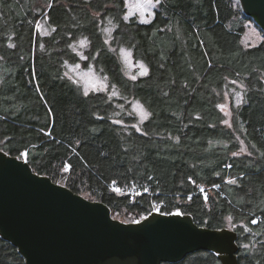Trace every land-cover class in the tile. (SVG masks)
I'll list each match as a JSON object with an SVG mask.
<instances>
[{"label": "trees", "instance_id": "1", "mask_svg": "<svg viewBox=\"0 0 264 264\" xmlns=\"http://www.w3.org/2000/svg\"><path fill=\"white\" fill-rule=\"evenodd\" d=\"M126 12V0H0V149L27 153L36 173L115 216L126 211L128 222L179 209L199 226L234 229L239 264H264V41L244 45L251 17L238 0H160L147 23ZM80 39L84 55L73 48ZM117 45L149 73L128 77ZM79 63L150 118L140 124L126 98L85 94L68 72ZM233 87L239 106L226 94ZM0 264H27L1 235ZM163 264L222 262L198 251Z\"/></svg>", "mask_w": 264, "mask_h": 264}, {"label": "water", "instance_id": "2", "mask_svg": "<svg viewBox=\"0 0 264 264\" xmlns=\"http://www.w3.org/2000/svg\"><path fill=\"white\" fill-rule=\"evenodd\" d=\"M264 32V0H239ZM0 235L27 264L177 263L198 251L239 264L234 229L199 226L190 214L152 212L123 222L102 201L36 173L26 158L0 149Z\"/></svg>", "mask_w": 264, "mask_h": 264}, {"label": "rangeland", "instance_id": "3", "mask_svg": "<svg viewBox=\"0 0 264 264\" xmlns=\"http://www.w3.org/2000/svg\"><path fill=\"white\" fill-rule=\"evenodd\" d=\"M159 2L160 0H126L127 12L125 14V19L130 20L131 18L136 17L138 21L141 23L150 22L155 15V10ZM47 4L48 3H44L42 5L43 8H46ZM250 19L248 18L245 24L246 30L243 36V43L245 46H254L264 41L263 30L258 26V24L255 21H253L252 19L250 20ZM114 29H115L114 24H108L106 26V33H107V36H109L108 37L109 41L112 39V34H113ZM43 31L47 33L48 29L44 27ZM87 47H88V42L86 39H80L76 42V45L75 44L73 45V48L82 52V55H84L83 52ZM113 50L117 53L120 61L122 62L124 71L128 77L138 78V77L145 76V75H142V72L144 70V67L148 69V66L145 62L137 61L134 59L133 51L131 48H128L123 45H117L113 47ZM89 65H90L89 67H85L81 63L68 65L69 74L72 76V79L76 82L78 87H80L81 90L85 94L101 92V93L107 94L112 99L114 98L119 99L118 100L119 102H123V100H120L121 98L123 99L126 98V105L130 108V111L134 113L137 121L140 124L150 118L151 116L150 111L146 108V106L141 101L137 100L134 97H125V98L122 97L118 88L114 84H112V82L103 72L98 70L94 64H89ZM148 73H149V69H148ZM236 87H240V86L237 85ZM230 92L233 93L235 97L234 101L236 103L237 98H238L237 94H241V93L239 92L238 89L233 87V88H230L226 92L227 97H230ZM229 100L231 101V99ZM225 104L226 102L224 103V105ZM226 110L227 112H230L229 103L226 106ZM145 113H150V115H148L147 118H144ZM122 124H125V123L122 122ZM240 142H241V149H240L241 156L249 155L250 146L247 145L243 139H241ZM23 158H27V156L26 157L23 156ZM66 169L67 171L64 170V172H68L70 170L69 167H67ZM123 192L125 191H121L119 193H123ZM113 217L123 222H127V223H128L127 220H134L133 216L129 215L126 211L123 212V216L113 215ZM142 219L143 218L137 219L135 221H140ZM135 221H132V222H135ZM228 226H232V223L230 222V220H228Z\"/></svg>", "mask_w": 264, "mask_h": 264}, {"label": "snow or ice", "instance_id": "4", "mask_svg": "<svg viewBox=\"0 0 264 264\" xmlns=\"http://www.w3.org/2000/svg\"><path fill=\"white\" fill-rule=\"evenodd\" d=\"M11 46H13L14 47V45H11ZM143 67V66H142ZM147 73H148V69L146 68V67H144V70H143V72H142V75H147ZM133 79H135V77H133ZM237 101H236V103H237V106H239L240 105V103L242 102V97L240 96V94H237ZM148 115H150V113H145V116H144V118H147V116ZM177 140H178V138H177ZM233 155H237V153H233ZM22 156H27V153H22ZM65 171H67V169H65ZM228 183H232V184H235L236 183V181L235 180H229L228 181ZM113 184L115 185V182H113ZM214 187H219L218 185H214ZM114 191H117V192H121V189L120 188H115L114 187V189H113ZM144 191H147V189H145ZM138 195H142L143 193H137ZM207 197H205V199H206ZM157 211H159V209H157ZM162 214H168V215H175V216H180V215H182L183 213L179 210V209H177V211H175L174 213L173 212H168V213H162ZM145 219H146V217H145ZM136 223H140V221H135ZM253 222H255V221H253Z\"/></svg>", "mask_w": 264, "mask_h": 264}, {"label": "bare ground", "instance_id": "5", "mask_svg": "<svg viewBox=\"0 0 264 264\" xmlns=\"http://www.w3.org/2000/svg\"><path fill=\"white\" fill-rule=\"evenodd\" d=\"M155 212V211H154ZM157 212H159V211H157Z\"/></svg>", "mask_w": 264, "mask_h": 264}]
</instances>
